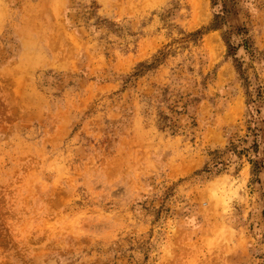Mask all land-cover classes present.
Wrapping results in <instances>:
<instances>
[{"label":"rangeland","instance_id":"obj_1","mask_svg":"<svg viewBox=\"0 0 264 264\" xmlns=\"http://www.w3.org/2000/svg\"><path fill=\"white\" fill-rule=\"evenodd\" d=\"M0 264H264V0H0Z\"/></svg>","mask_w":264,"mask_h":264},{"label":"trees","instance_id":"obj_2","mask_svg":"<svg viewBox=\"0 0 264 264\" xmlns=\"http://www.w3.org/2000/svg\"><path fill=\"white\" fill-rule=\"evenodd\" d=\"M226 44L228 46V53H229V51L231 50V44L227 40H226Z\"/></svg>","mask_w":264,"mask_h":264}]
</instances>
